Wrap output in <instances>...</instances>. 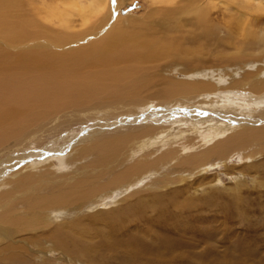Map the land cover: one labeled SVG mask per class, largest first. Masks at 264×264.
Returning <instances> with one entry per match:
<instances>
[{"label":"rangeland","instance_id":"1","mask_svg":"<svg viewBox=\"0 0 264 264\" xmlns=\"http://www.w3.org/2000/svg\"><path fill=\"white\" fill-rule=\"evenodd\" d=\"M45 1L19 0L22 8L32 15ZM209 1L214 3L210 11L213 34L205 39L209 54L202 58V63L162 62L158 79L162 76L166 81H194L200 79L195 71L197 67L203 68L207 69L203 72L205 79L217 86L215 93L189 102H147L140 106L121 103L108 109L97 106L93 110L67 111L51 123L42 124L40 130L33 129V137L29 136L22 145L16 146L12 140L5 145L8 150L0 149V197L6 193L10 195V198H0V213L16 214L13 220L22 221L19 226L24 228L22 231L19 228L21 232L16 239L31 243L29 256L24 260L26 263L35 260L34 264H264V137L234 148H222L210 157V164L216 161L213 165L200 167L199 163L198 168L189 163L196 154L233 135L230 131L216 137L222 126L236 125L240 128L234 131L264 133V92L257 95L246 88H229L234 80L246 73L259 72L260 79L264 78V46L253 36L240 35L233 8H224L219 0ZM148 6L147 0H124L110 15V24L116 17L141 23L146 20ZM251 25L253 29L247 28L246 33L253 32L258 37L264 34L263 19L252 21ZM222 40L224 47L215 49L216 43ZM237 54L251 63L233 59ZM244 54L251 58H244ZM189 69L193 71L187 73ZM162 81L143 90L140 97L156 94L164 86ZM148 127L159 132V139L149 144L150 147L139 150L135 147L134 154L130 152L123 158L121 155L119 161L116 158L109 166L111 169L103 170L105 176L98 179L99 182L110 181L114 174L126 170L146 152L150 155L147 160L172 150L177 157L174 155L175 158L159 164L156 170L143 174L136 183L131 181L132 185L126 181L124 186L109 194H99L97 198L68 206L59 213L50 211L46 218L50 226L41 219L39 223L38 219L28 222L31 217H40L32 207L34 199L50 195L56 182L79 174L81 178L101 176L100 168L93 172L88 169L98 160L97 156L93 152L81 155L86 144L96 145L100 140ZM209 133L212 138H205ZM58 151L65 152L57 156ZM22 155L21 159L16 158ZM21 167L25 168L19 170ZM74 182H64V185L69 188ZM42 184L39 192H31L32 186ZM137 199L145 204L154 200L158 203L148 206L150 209L141 214L140 219L113 214L129 202L137 207ZM6 201L10 206H3ZM78 219L92 231H97L95 239L75 238V241L66 238L65 248L59 250L41 241V234Z\"/></svg>","mask_w":264,"mask_h":264},{"label":"bare ground","instance_id":"2","mask_svg":"<svg viewBox=\"0 0 264 264\" xmlns=\"http://www.w3.org/2000/svg\"><path fill=\"white\" fill-rule=\"evenodd\" d=\"M123 1L47 0L34 10V15L31 13L30 15L22 8L19 0H0V149L8 150L5 145L12 140L16 146L22 145L29 136L33 137L35 133L33 129L40 130L42 124L51 123L59 114L67 111L78 112L98 107L108 109L121 103V105L125 103L140 106L147 102L169 104L181 100L189 102L199 96L202 98L210 96L218 90L216 85L205 79L203 72L207 69L198 67L197 70L191 67L199 72L196 74L200 79H192L194 81L191 79L166 81L162 76L158 79L160 67H163L162 62L182 60L192 64L202 63V58L209 54L208 41L205 39L213 34V25L210 22L213 2L205 0V3L201 4L204 0H147L149 6L145 21L135 23L136 21L131 22V18L116 17L110 24V15L112 16V12L115 8H119ZM219 3L224 5V8H233V16L236 14L240 35L253 36L264 46V34L258 37L253 32L246 33L247 28L253 29L252 21L264 20V0H219ZM193 20L195 22H190ZM149 25L152 26L145 28ZM29 42L32 43L27 45ZM221 42L224 41L217 42L215 49L222 46ZM243 56L248 57L245 54ZM234 58L242 63H251L244 61L238 54ZM192 69L187 70V73L193 71ZM258 73L244 74L240 79L234 80L229 88L232 90L246 88L257 95L263 93L264 78L260 79ZM194 74L185 75L194 76ZM156 81L164 82V86L156 94L141 98V92L154 87ZM223 128L222 126V129H219L222 131H218L216 137L230 131L234 132L233 135L219 140L211 148L196 154V158L189 159L192 167L198 166L199 163L200 167L213 165L216 161L210 164L208 162L210 157L221 152L222 148L224 150L234 148L252 139L264 137V133L256 131H234L240 128L236 125ZM158 133L148 127L108 140H100L96 145L86 144L81 155L93 152L97 156L98 160L88 169L93 172L100 168L101 176L95 174L90 178H81L79 174L78 177L76 175L56 182L57 185H53L55 187L52 189L55 190H51L50 195L34 199L32 207L40 217H31L28 222L38 219L39 223L41 219L49 225L50 221L46 218L50 211L59 213L68 206L83 204L99 194H109L126 181L128 185L130 183L132 185V182L141 180L143 174L156 170L159 164L177 157V153L172 150L152 158L153 160H147L150 155L146 152L126 170L116 175L112 174L110 181L99 182L98 179L105 176L104 171L112 168L109 167L112 161L114 162L116 158L119 161L127 157L130 152L134 154L135 147L139 150L156 142L160 135ZM210 133L205 138H212L213 135ZM186 141L188 140L184 142ZM64 152L58 151L56 154L61 156ZM23 156L16 158L21 159ZM23 168L25 167L19 170ZM33 177L32 175L31 178ZM71 180L75 181L74 184L66 188L64 182ZM44 183L49 182L44 180ZM93 184L96 186L93 187ZM42 186L44 184L32 186L31 192L37 190L39 192ZM62 186L66 189H62ZM56 191L58 192L55 193ZM1 197L10 198V195L6 193ZM154 201L145 204L138 200L137 207L129 202L113 214H119L118 217L125 215L140 219L141 214H145L150 206L158 203ZM3 204L5 207L10 202L6 201ZM14 215L16 214L0 213V264L30 263L24 260L29 256L31 243L28 244L26 241L22 243L21 239H16L18 232H21L24 226L20 228L19 224L22 221L13 220ZM60 226L61 228H55L48 234L39 235L41 241L53 245L56 250L65 248L66 238L75 241V238L92 240L97 236V231H92L89 226L86 227L79 222V219L62 223ZM40 228L38 226L37 229ZM39 240L36 241L39 243ZM34 261L30 264H34Z\"/></svg>","mask_w":264,"mask_h":264}]
</instances>
